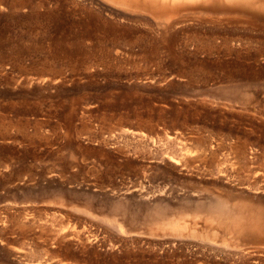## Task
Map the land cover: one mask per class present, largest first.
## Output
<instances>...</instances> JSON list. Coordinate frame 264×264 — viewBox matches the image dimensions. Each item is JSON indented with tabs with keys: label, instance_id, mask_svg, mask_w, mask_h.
<instances>
[{
	"label": "rangeland",
	"instance_id": "1",
	"mask_svg": "<svg viewBox=\"0 0 264 264\" xmlns=\"http://www.w3.org/2000/svg\"><path fill=\"white\" fill-rule=\"evenodd\" d=\"M212 1L166 28L121 0H0V264L236 263L214 210H264V0Z\"/></svg>",
	"mask_w": 264,
	"mask_h": 264
},
{
	"label": "bare ground",
	"instance_id": "2",
	"mask_svg": "<svg viewBox=\"0 0 264 264\" xmlns=\"http://www.w3.org/2000/svg\"><path fill=\"white\" fill-rule=\"evenodd\" d=\"M122 2L128 4L130 7H135L138 10H142L145 11L147 13H150L153 16H156L157 18H160V23H164V26L166 28H168V26L171 27L172 24L176 23L178 20H180L181 18H185L187 19V16L189 13L188 10L192 9V5L193 3H191L193 0H121ZM225 1V3L231 5L233 8L238 7V8H246V7H252V2L250 3L249 0H223ZM88 2L90 3V0H88ZM220 3V2H219ZM218 1H212V0H207L206 2V9L210 10V12H214L216 11L217 8V4H219ZM67 4V2H66ZM100 6V5H99ZM101 7V6H100ZM231 7V8H232ZM255 8H259L260 10H263V6L260 7V5H258ZM103 9V8H101ZM100 9V10H101ZM105 9V8H104ZM112 11V10H110ZM109 11V12H110ZM120 11V10H119ZM123 11V10H121ZM181 11H187L185 14H181L177 15L179 12ZM233 11V10H232ZM102 12V11H100ZM106 12V11H105ZM104 12V13H105ZM113 13L110 14H114V12L117 11H112ZM125 12V11H123ZM126 12H131V11H126ZM133 12V11H132ZM132 14L131 17H133L134 15V20L135 22L138 20L139 15L136 17L135 13ZM91 13V12H90ZM107 13V12H106ZM184 13V12H183ZM103 14V13H102ZM102 14L100 16H102ZM109 14V13H108ZM129 14V13H128ZM130 14V15H131ZM140 14V13H137ZM136 14V15H137ZM121 15V14H119ZM129 15V16H130ZM142 14H140L141 16ZM144 15V14H143ZM185 15V16H184ZM113 16V15H112ZM191 17H196V15H190ZM188 16V17H190ZM104 17V16H103ZM101 17V18H103ZM115 18V16H113ZM125 17V15H124ZM128 17V15H127ZM129 17L132 20V18ZM203 17V16H202ZM128 18V19H129ZM137 20H136V19ZM150 18V17H149ZM148 18V20H149ZM197 18L198 15H197ZM225 18V17H224ZM145 19H147V17H145ZM144 18L142 20H145ZM193 20H195L194 18H192ZM201 19V18H199ZM239 19V18H238ZM103 20V19H102ZM165 22H162V21ZM191 20V19H190ZM108 21V19H107ZM151 21V20H150ZM149 21V22H150ZM189 21V20H188ZM109 22V21H108ZM145 21H143L144 23ZM149 22H146L147 24ZM159 22V21H158ZM157 22V24H158ZM152 23V22H151ZM155 23V22H154ZM212 23V21H211ZM217 23V22H216ZM176 25V24H175ZM179 25V24H178ZM149 28V25H147ZM159 27V26H158ZM163 27V26H162ZM164 27V29H165ZM169 27V29H170ZM173 27H175L173 25ZM172 27V28H173ZM192 27V26H191ZM218 27V25H217ZM185 27H183L184 29ZM209 29V26L207 27ZM155 28H153L154 31ZM157 29V28H156ZM174 29V28H173ZM177 29V28H176ZM180 29V28H179ZM201 29V28H200ZM218 29V28H217ZM148 30V29H147ZM149 31V30H148ZM156 31V30H155ZM158 31H161L162 35L164 36L165 33H163V30L160 29ZM171 31V30H170ZM175 31V30H174ZM212 31V30H211ZM147 32V31H146ZM152 32V31H151ZM226 32V31H225ZM157 33V32H156ZM168 33V32H167ZM173 33V30L172 32ZM178 33V30H177ZM152 34H154L152 32ZM170 34V33H169ZM186 34V33H185ZM188 34V33H187ZM186 34V35H187ZM158 35V34H157ZM167 35V34H166ZM165 35V36H166ZM173 35V34H172ZM189 35V34H188ZM154 36V35H153ZM214 36V35H213ZM160 37V35H159ZM170 36H167V38ZM173 37V36H172ZM190 37V36H189ZM194 36H192L193 38ZM218 37V36H217ZM192 38H188L190 39V43ZM201 38V37H200ZM206 38V37H205ZM202 38V39H205ZM221 38V37H219ZM231 38V37H230ZM228 38V39H230ZM137 39V38H136ZM156 39V38H155ZM158 39V37H157ZM160 39V38H159ZM161 39L164 40V37H162ZM171 40V38H169ZM173 39V38H172ZM186 39V40H188ZM195 38H193L192 40H194ZM201 39V40H202ZM215 39V36L214 38ZM226 42L227 38H223ZM216 40V39H215ZM224 40L223 43H224ZM231 40V39H230ZM239 40V39H238ZM196 43L197 40L195 39ZM229 41V40H228ZM161 43V40L159 41ZM187 42V41H185ZM184 42V43H185ZM189 42V40H188ZM187 42V43H188ZM168 43V42H167ZM170 43V41H169ZM185 43V44H187ZM190 43L188 44V46L190 45ZM222 43V44H223ZM229 43V42H227ZM166 44V43H165ZM216 44V43H215ZM220 44V43H219ZM220 44V45H222ZM196 45V44H195ZM198 45V44H197ZM206 45V44H205ZM208 45V44H207ZM218 45V44H217ZM225 45V44H223ZM222 45V46H223ZM160 46V45H159ZM186 46V45H185ZM226 46H228L226 44ZM176 47V46H175ZM200 47V45H199ZM203 47V45L201 46ZM214 47V45H213ZM225 47V46H224ZM186 48V47H185ZM196 48V47H195ZM194 48V49H195ZM208 48V47H207ZM218 48V47H217ZM228 48V47H226ZM197 49V48H196ZM195 49V50H196ZM203 49V48H202ZM210 49V48H208ZM216 49V48H215ZM160 51V50H158ZM208 51V50H207ZM206 52V51H205ZM180 58V57H179ZM180 60V59H179ZM176 62V60H174ZM181 61V60H180ZM44 70V69H43ZM241 203V202H240ZM239 202L235 203L236 204H240ZM155 204V203H154ZM157 204V203H156ZM242 204V203H241ZM243 204H248V203H243ZM235 205L231 206L232 212H225L224 210H221V208L217 207L215 212V217H218L217 219V225L218 228H220L222 231L224 232V234H230V233H234L236 235L235 240L233 241L231 240V244L229 243V241H227L226 239H222V243L225 246V248H228V252L226 253L227 257H231L232 260H234L236 263L234 264H264V256L260 257L261 255H264V247L261 246V244H264V210L262 211H257V209L255 208H248L249 210H245V214L243 215H239L238 211L235 207ZM237 206V205H236ZM156 207V206H155ZM242 207L244 208V205H242ZM159 209V208H158ZM156 209L152 219H162L166 213H164L162 210H158ZM149 210V209H148ZM236 210V211H234ZM151 211V210H149ZM154 212V211H153ZM149 213V212H148ZM149 215H147L148 217ZM151 217V215H150ZM124 218H125V213L124 212H119V213H112L109 215L104 216V219L111 224V226H113V228L117 231L122 232L123 229L125 228V223L124 222ZM244 218V219H242ZM25 227V226H24ZM63 227V226H62ZM182 226H178L175 222L166 225L164 228L168 231L167 234H165L166 236H170V237H181V236H185V238H191V239H199L200 241L204 242L205 244H209V245H215L217 243V239H216V229H208L206 228V230H196V229H192L190 232H185L182 231ZM65 229V228H64ZM60 231V230H59ZM74 232V231H73ZM71 233V232H70ZM61 234V233H60ZM62 235V234H61ZM64 235V234H63ZM164 236V235H163ZM59 237V235H58ZM77 237V236H76ZM248 237V241H246L243 238ZM59 239V238H58ZM61 239V238H60ZM190 239V240H191ZM189 241V240H188ZM59 242V240H58ZM61 242V241H60ZM190 242V241H189ZM187 243V242H186ZM38 254V253H37ZM225 255V254H224ZM256 255L259 257H256ZM226 258V257H225Z\"/></svg>",
	"mask_w": 264,
	"mask_h": 264
}]
</instances>
